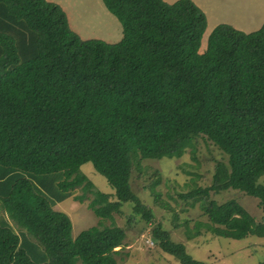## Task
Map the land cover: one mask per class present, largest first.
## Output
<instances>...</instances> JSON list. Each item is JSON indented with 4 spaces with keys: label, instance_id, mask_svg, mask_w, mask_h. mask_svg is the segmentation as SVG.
<instances>
[{
    "label": "trees",
    "instance_id": "obj_1",
    "mask_svg": "<svg viewBox=\"0 0 264 264\" xmlns=\"http://www.w3.org/2000/svg\"><path fill=\"white\" fill-rule=\"evenodd\" d=\"M102 2L122 26L114 44L82 40L47 0H0V264H117L126 232L103 221L127 203L146 224L154 217L132 191L133 171L179 159L197 138L227 161L210 186L178 195L207 220L185 224L186 237L264 238V223L237 201L212 199L238 191L264 213V23L249 33L219 24L200 52L207 17L193 1ZM87 163L113 194L95 189L80 170ZM155 174L154 204L173 212ZM78 189L74 200L90 194L99 222L74 238L54 206ZM151 239L180 264H206L160 224Z\"/></svg>",
    "mask_w": 264,
    "mask_h": 264
},
{
    "label": "rangeland",
    "instance_id": "obj_2",
    "mask_svg": "<svg viewBox=\"0 0 264 264\" xmlns=\"http://www.w3.org/2000/svg\"><path fill=\"white\" fill-rule=\"evenodd\" d=\"M59 5L66 13L70 29L82 40L97 39L109 44L117 43L122 38V26L118 19L108 12L102 0H47ZM171 4L177 0H163ZM207 17V29L211 30L219 24L231 22L237 30L256 31L264 23V0H194ZM211 31H205L200 52L206 48V40ZM246 33V32H245ZM194 150L188 148L177 160L164 158L159 162L141 161L131 177V188L140 201L151 208L153 220L146 224L133 213V204H124L119 214H114L111 223L124 228L126 239L124 247L115 256L117 264H180L172 256L163 253L151 239L154 226L160 224L169 232L170 238L182 243L187 253L195 260L206 264H264V238L247 237L242 240L219 238L201 230L200 236L188 239L184 234L185 224L192 229L196 221L206 222V217L198 208L181 201L180 194H186L194 187L211 185L212 175L217 162H226L227 157L217 147L204 138H197ZM81 172L94 184L96 190L113 194L107 181L99 175L90 163L80 168ZM155 173L159 174L160 185L155 189L160 193V200L167 201L173 212L156 206L147 186L152 182ZM260 182H264L263 179ZM78 189L62 202L56 203L55 210L65 213L72 223V236L77 235L99 222L89 210L92 199L87 194L86 200L79 203L75 196L81 195ZM172 197V198H171ZM218 203L228 200L237 201L257 223H264V213L258 200L234 190L223 191L212 195ZM0 213L7 220V214ZM12 222V221H11ZM13 229L20 233V228L12 222ZM193 230V229H192ZM37 244L30 236H25ZM27 240V241H28ZM41 249V248H40ZM116 250H119L116 249ZM43 254V252H42Z\"/></svg>",
    "mask_w": 264,
    "mask_h": 264
},
{
    "label": "crops",
    "instance_id": "obj_3",
    "mask_svg": "<svg viewBox=\"0 0 264 264\" xmlns=\"http://www.w3.org/2000/svg\"><path fill=\"white\" fill-rule=\"evenodd\" d=\"M191 1H193L194 4H196L194 0H191ZM198 7H199V6H198ZM199 8H200V7H199ZM200 9H201V8H200ZM201 10H202V9H201ZM202 11H203V10H202ZM203 12H204V11H203ZM222 24H228V25H231L232 27H234L233 24H232L231 22H225V23H222ZM207 26H208V24H207ZM207 31H211V30L206 29V32H207ZM245 32H246V33H249V32H251V31H245Z\"/></svg>",
    "mask_w": 264,
    "mask_h": 264
}]
</instances>
